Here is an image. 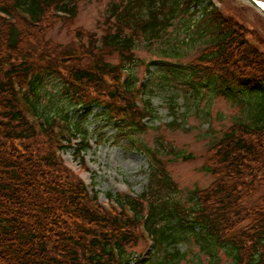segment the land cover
<instances>
[{
  "label": "trees",
  "instance_id": "obj_1",
  "mask_svg": "<svg viewBox=\"0 0 264 264\" xmlns=\"http://www.w3.org/2000/svg\"><path fill=\"white\" fill-rule=\"evenodd\" d=\"M79 1L0 0V264H220V252L224 264H264V46L208 0H106L100 37L47 41L57 23L73 22ZM141 48L157 59L146 82L133 71ZM158 89L172 91L171 128L203 95L238 111L207 150L212 182L185 204L171 196L165 151L130 135L159 121ZM94 107L107 126L129 127L127 140L149 162L146 190L108 192L107 207L61 157L91 148L80 118ZM139 230L151 243L144 259L127 251Z\"/></svg>",
  "mask_w": 264,
  "mask_h": 264
},
{
  "label": "rangeland",
  "instance_id": "obj_2",
  "mask_svg": "<svg viewBox=\"0 0 264 264\" xmlns=\"http://www.w3.org/2000/svg\"><path fill=\"white\" fill-rule=\"evenodd\" d=\"M208 1L222 14L231 15L239 25L241 24L246 30L249 41L253 44L258 43L261 47L264 46V17L247 0ZM106 4V0H80L78 13L73 22L70 24L57 23L46 34V40L60 46L70 43L77 46L79 43L84 44L87 41L84 34H79L81 38L76 36L78 33L87 32L96 38L100 37L103 33ZM198 7L201 8V5ZM169 34L174 35L173 29L169 30ZM135 53L139 62L133 71L141 81L146 82L149 78V74L146 72L147 65L157 60L156 56L153 55L152 51L147 52L142 48L136 50ZM193 55L196 56L197 52ZM87 61L88 59L84 62ZM110 61L115 64L117 58L113 57ZM158 70L157 66L151 65L149 67L150 72H157ZM49 82L51 84H47L48 87L52 85V82ZM173 89L179 90L175 87ZM178 92L182 93L181 91ZM201 92L205 93V90ZM170 94L172 91L168 89H158L155 92L153 106L157 111L159 121L144 120L143 123L149 124L148 129L130 133V135H133L134 141H138L147 148H159L165 151L166 155L162 161L174 189L171 196L174 200L185 204L191 192L196 189H206L212 182V178L202 171L207 150L210 144L218 140L231 126L233 118L238 115V111L222 96H217L209 101L207 96L203 95L195 107L189 108L188 117L181 129L171 128L169 123L173 120V116L169 115L164 106V99ZM202 110L207 111L205 113ZM176 111L177 115L180 116L184 112V106L179 103ZM100 112L101 108L94 107L90 115L84 119L80 118L81 123L90 132L88 144L91 148L86 153H82L81 157L74 153V148H70L65 150L61 157L88 189L98 194V202L102 206H107L108 202L105 196L108 192L137 196L146 190L149 179L147 174L149 162L145 155L131 145L129 139L127 140L126 133L129 127L127 129L125 126L123 130L119 131L115 125L107 126L101 118ZM204 113L207 115L208 123L204 122V118H202ZM178 122L180 123L181 120ZM74 142L79 143L80 139L77 138ZM173 152L178 153L180 157L175 158ZM184 157H191L192 159L185 160ZM139 233L142 235L137 245L127 247V251L135 258L144 259L152 250L147 236L141 230ZM196 250L195 248L193 253H196ZM220 255V264H224L226 262L225 256L221 252ZM191 258V255L186 256L188 261ZM200 259L201 264H208V259L205 256H201ZM182 264L192 263L183 262Z\"/></svg>",
  "mask_w": 264,
  "mask_h": 264
},
{
  "label": "snow or ice",
  "instance_id": "obj_3",
  "mask_svg": "<svg viewBox=\"0 0 264 264\" xmlns=\"http://www.w3.org/2000/svg\"><path fill=\"white\" fill-rule=\"evenodd\" d=\"M261 7H264V3L261 4Z\"/></svg>",
  "mask_w": 264,
  "mask_h": 264
}]
</instances>
